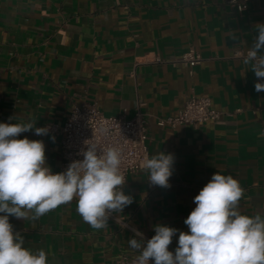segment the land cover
<instances>
[{
    "label": "crops",
    "instance_id": "crops-1",
    "mask_svg": "<svg viewBox=\"0 0 264 264\" xmlns=\"http://www.w3.org/2000/svg\"><path fill=\"white\" fill-rule=\"evenodd\" d=\"M227 2L0 0V123L31 120L60 129L71 106L83 102L107 117L141 114L148 159L159 151L174 155L170 188L151 184L145 167L122 186L132 203L116 215L144 236H154L157 224L188 232L184 220L196 207L194 197L215 172L238 180L241 214L264 219V91H255L264 78L251 70L255 61L245 65L235 56L252 49L264 0H250L243 12ZM189 49L202 58L192 75L170 63ZM190 96L208 97L220 119L156 125ZM25 137L44 142L46 164L57 172L62 135L33 130L18 138ZM9 222L25 248L46 252L47 264H115L140 254L130 248L136 236L128 230L110 220L100 229L84 222L75 199L36 220L10 216ZM178 237L169 245L173 253Z\"/></svg>",
    "mask_w": 264,
    "mask_h": 264
},
{
    "label": "clouds",
    "instance_id": "clouds-1",
    "mask_svg": "<svg viewBox=\"0 0 264 264\" xmlns=\"http://www.w3.org/2000/svg\"><path fill=\"white\" fill-rule=\"evenodd\" d=\"M258 35L244 64L255 61L251 70L264 78V24L254 26ZM255 91H264V82L255 83ZM14 117H10L12 121ZM47 135L49 128L34 122L0 123V264H47L44 250L33 253L25 248L23 236L14 232L9 217L38 219L47 212L77 198V211L94 229L107 226L112 212L132 203L122 191L125 178L120 171L121 153L115 147L98 152L87 143L81 150L83 160L69 164L64 172L53 173L46 164L42 140L18 138L33 131ZM174 155L158 152L146 159L151 184L170 188ZM243 189L231 175L215 172L194 197L196 207L184 220L189 231L157 224L155 235L145 241L131 238L128 244L140 254L136 264H264V219L241 214L238 210ZM31 213V217H30ZM179 232L175 252L169 250Z\"/></svg>",
    "mask_w": 264,
    "mask_h": 264
},
{
    "label": "built area",
    "instance_id": "built-area-1",
    "mask_svg": "<svg viewBox=\"0 0 264 264\" xmlns=\"http://www.w3.org/2000/svg\"><path fill=\"white\" fill-rule=\"evenodd\" d=\"M250 0H228L227 4L238 12L247 9ZM245 54H236V57L245 58ZM160 62V60H156ZM173 66L180 65L192 75L193 69L202 63V58L193 49L186 51L178 60L170 62ZM238 111H236L237 113ZM221 113L214 109L211 100L205 96H190L184 103L182 110L174 116L159 118L156 125L160 128H177L181 126L196 127L220 119ZM59 132L61 140V163L59 170L55 173L64 172L69 164L76 160H83L81 150H87V143L95 144L98 152L109 147L117 148L121 153L120 171L125 180L129 175L136 174L144 168L148 159L147 149V126L144 117L136 114L132 119L126 120L123 116L107 117L103 115L95 104L83 102L79 105H72L69 115L60 129L52 126L49 132ZM149 190L154 189L148 185ZM77 200V198H74ZM108 220L114 222L136 236V230L122 221L112 212ZM145 241L153 236H144ZM136 238L141 239L140 235ZM115 264H136V259L129 260L122 258ZM150 264L154 261L150 260Z\"/></svg>",
    "mask_w": 264,
    "mask_h": 264
}]
</instances>
